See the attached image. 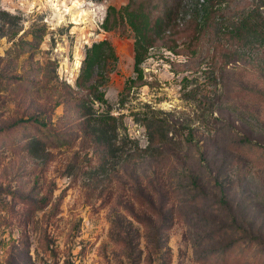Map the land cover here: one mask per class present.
<instances>
[{
	"label": "rangeland",
	"instance_id": "374dc122",
	"mask_svg": "<svg viewBox=\"0 0 264 264\" xmlns=\"http://www.w3.org/2000/svg\"><path fill=\"white\" fill-rule=\"evenodd\" d=\"M129 1L0 0V264H264V38L228 43L217 24L222 60L213 30L198 45L158 40L122 95L137 77L134 32L118 13L103 23ZM215 7L220 24L264 15V0ZM101 40L116 59L93 105L118 117V157L71 101L92 95L95 72L83 87L77 78ZM152 111L168 142L136 156L134 142L149 143L138 119Z\"/></svg>",
	"mask_w": 264,
	"mask_h": 264
},
{
	"label": "trees",
	"instance_id": "16d2710c",
	"mask_svg": "<svg viewBox=\"0 0 264 264\" xmlns=\"http://www.w3.org/2000/svg\"><path fill=\"white\" fill-rule=\"evenodd\" d=\"M154 0L152 3L134 5V0H130L126 6L120 9L108 7V13L105 17L103 26L109 28L107 25L111 19V13H118L119 20L126 16L135 38V65L134 70L137 72L136 78H128L126 80L122 95L129 92L130 88L134 85L137 79L143 78V69L140 67L141 63L147 57L148 50L153 47L158 40L172 37L175 43L177 36L184 37L185 45L191 46L192 44L198 45L201 42L203 35L207 29L212 31L209 38L214 40V49L216 52V59H224V54L227 52L222 51V47H226L221 43L220 37L216 31L220 29L218 25H222L223 34L227 38V42H243L247 37L257 36L264 38V15L258 12L252 14H244L239 17L234 23L226 24L218 21L220 17L217 12V3H222L223 0H170L166 3L164 8L158 9L159 5ZM150 5V7H148ZM215 7V8H214ZM184 16V26L180 27L177 20ZM188 16V18L186 17ZM213 19V22H212ZM222 20V19H221ZM116 21V19H115ZM117 22V21H116ZM218 24V25H217ZM221 26V27H222ZM167 31L169 33H167ZM219 31V30H218ZM215 38V39H214ZM176 45V43H175ZM175 45H169L172 51L177 52ZM225 50V49H224ZM196 50H193L195 52ZM111 59H116L113 48L107 40H101L93 43L86 51V56L83 62L82 71L77 78V84L83 87L85 82L89 80L94 72L96 80L94 83L89 84L91 88V96L84 95L83 97L71 96V101L76 103V109L82 114L84 120V132L91 140L102 146L105 151V157H118L120 151H123L127 145L126 138H120L118 133V117L108 111H97L94 109L93 100L105 101L104 94L99 91L98 85L106 81L100 80L106 64ZM106 77V76H105ZM91 98H93L91 100ZM151 113V112H150ZM31 119L39 122L37 118ZM140 120L147 132L148 145L144 148L140 147L137 142L135 143L134 153L140 156V152H148L151 146H165L168 142V128L163 118L155 115L152 111L151 115L145 113ZM30 143H36L42 150L46 149V141L40 137H32ZM130 142V141H129ZM132 142V141H131ZM132 154V155H133ZM138 154V155H137ZM122 155V154H120ZM133 156L132 158H136ZM127 157V161L129 160ZM193 186L200 187L197 177L194 175L192 180ZM225 188L222 187L221 193L225 198ZM228 204V201L223 199ZM235 225H239V218H234ZM257 236V235H256ZM255 236V237H256ZM230 248L229 250H231Z\"/></svg>",
	"mask_w": 264,
	"mask_h": 264
}]
</instances>
